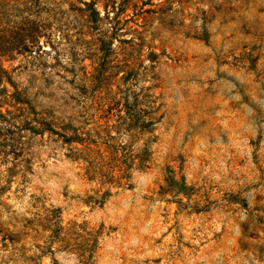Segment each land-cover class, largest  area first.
<instances>
[{"label": "rangeland", "instance_id": "374dc122", "mask_svg": "<svg viewBox=\"0 0 264 264\" xmlns=\"http://www.w3.org/2000/svg\"><path fill=\"white\" fill-rule=\"evenodd\" d=\"M90 1L113 37L95 85ZM0 7V264H264V0ZM22 18L41 28L11 43ZM78 129L136 162L88 169L64 140Z\"/></svg>", "mask_w": 264, "mask_h": 264}, {"label": "trees", "instance_id": "16d2710c", "mask_svg": "<svg viewBox=\"0 0 264 264\" xmlns=\"http://www.w3.org/2000/svg\"><path fill=\"white\" fill-rule=\"evenodd\" d=\"M85 5L84 12L80 15V18L86 23L88 28L90 29L89 34L91 39H87V43H84L88 50L94 51L92 64H91V71L87 74L89 77V82L92 85L95 84H103L106 76L108 75V69L113 68V44L112 41V33L103 32L101 31V26H103L104 22L102 16L100 15V11L96 7V2H83ZM2 7H0V10ZM27 13V12H26ZM30 14V13H27ZM29 16H32L29 15ZM15 17H19V15H15ZM22 22H13V25L10 26L9 29V38L13 39L11 43H16V40L23 41L31 36L33 39L37 37V33L39 32L41 26L39 22H33V30L28 31L26 28V24L29 20L23 19ZM106 25V24H105ZM113 29V26L111 25ZM29 32V33H28ZM86 35H84L85 37ZM5 39V38H4ZM3 43H8L5 40ZM85 49V51L87 50ZM0 71L7 72V70L3 67H0ZM100 86V85H99ZM104 90V89H103ZM100 91V90H98ZM102 92V91H101ZM97 94V93H96ZM96 96V95H95ZM152 97V96H150ZM86 99V96H83ZM153 98V97H152ZM94 100H96L93 97ZM103 99V97H102ZM136 99V97H135ZM133 103H130L129 98L125 102V107L127 110H132V107L137 105V100ZM31 104V103H30ZM31 114V113H30ZM156 114H157V107L155 105V100H150L149 104L146 106L144 110L143 117L146 121V125L148 127L149 133L152 132L153 126L156 124ZM126 119H131V115L124 116ZM26 122H31L28 117L24 119ZM43 121H39V119L33 120L32 125L37 123V126L43 127L44 130H50L55 132L53 125L51 124V119H42ZM132 120V119H131ZM138 120V116H133V121ZM95 124H98V119H93ZM101 125V124H99ZM108 125V124H107ZM39 128L34 126L31 130L37 132ZM64 140L71 144L77 143L81 144L82 147H75L74 152H76L81 159L84 160L85 165L88 169L91 168L94 160H97L102 163H106L107 161H113V168H111L113 177H117L118 174L125 173L126 169L129 168L131 163H135L136 159L134 157L127 158L126 154L122 149H127V145H122V148L119 147V144L112 145V146H105L102 147L104 143L99 142L100 140H95L94 137H88V133L86 131H82V129H78L77 131H72L69 133V130L63 134ZM109 136V134H108ZM114 139V137H113Z\"/></svg>", "mask_w": 264, "mask_h": 264}]
</instances>
